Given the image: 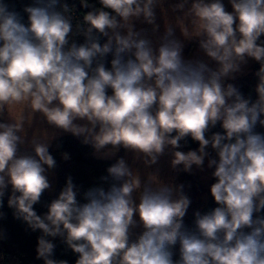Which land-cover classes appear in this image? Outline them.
Masks as SVG:
<instances>
[{"label": "clouds", "instance_id": "9594fccd", "mask_svg": "<svg viewBox=\"0 0 264 264\" xmlns=\"http://www.w3.org/2000/svg\"><path fill=\"white\" fill-rule=\"evenodd\" d=\"M64 134L106 167L46 202ZM206 170L188 225L177 178ZM5 206L42 264H264V0H0Z\"/></svg>", "mask_w": 264, "mask_h": 264}, {"label": "trees", "instance_id": "16d2710c", "mask_svg": "<svg viewBox=\"0 0 264 264\" xmlns=\"http://www.w3.org/2000/svg\"><path fill=\"white\" fill-rule=\"evenodd\" d=\"M6 2L14 4L16 9L19 11L21 10L23 4L30 3L31 0H6ZM68 3L70 5H76L77 9H79V0H68ZM256 68H258V65L253 62L250 65L249 74L237 81L245 93L250 91L255 82L251 76V70H255ZM57 144L60 146L57 147ZM190 146L194 148L197 145L190 142ZM50 151L57 159L58 168L52 174L53 190L51 192H46L43 197V200L46 202L55 197L65 183V178L68 174L74 176L77 184L83 185L84 188H87L94 182V178L103 174L106 167L104 162L91 159L90 148L81 146L76 139L68 134L62 135L57 142H54ZM62 151H68L72 154V160L70 162H63L61 160L60 153ZM180 180L181 182H184L186 186L189 184L191 185L190 188L186 187V191L192 198V205L185 217L186 224L191 225L194 219L193 212L195 210L204 212L215 206L209 193V185L213 183V181L204 184V182H202L196 174H181ZM204 191L207 193L206 199H202L198 196V194ZM36 208L39 213L46 210L41 205H37ZM4 211L8 213V218L7 220L0 222V227L7 228L10 239L7 242L0 243V255L3 256V260L0 261V264H42V261L35 259V243L37 234H26L24 231V225H22L19 221L13 220L11 210L7 209L5 206ZM56 258H65L69 261L74 260L71 253L64 252L62 245L57 249Z\"/></svg>", "mask_w": 264, "mask_h": 264}, {"label": "rangeland", "instance_id": "374dc122", "mask_svg": "<svg viewBox=\"0 0 264 264\" xmlns=\"http://www.w3.org/2000/svg\"><path fill=\"white\" fill-rule=\"evenodd\" d=\"M225 3H227V0L225 1ZM229 10H230V7H229ZM252 63H253V62H250V65H251ZM121 154H123V152H121ZM194 174H196V175L198 176V178H199L202 182H204V184H207V183H209L210 181H213V182H214V180L210 177V170H206L204 173H200L199 171H196V172H194ZM171 175H172V174H171L170 172H168L167 167L165 166V176L167 177V176H171ZM49 178H50V180H51V182H52L53 175L50 174ZM177 182H181V180H180V176L177 178ZM198 196H199L200 198H202V199H206L207 193H206V191H204V192H201L200 194H198Z\"/></svg>", "mask_w": 264, "mask_h": 264}]
</instances>
